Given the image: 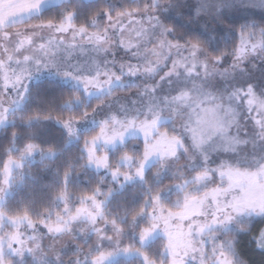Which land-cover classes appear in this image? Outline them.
<instances>
[{"label":"snow or ice","instance_id":"1","mask_svg":"<svg viewBox=\"0 0 264 264\" xmlns=\"http://www.w3.org/2000/svg\"><path fill=\"white\" fill-rule=\"evenodd\" d=\"M0 264H264V0H0Z\"/></svg>","mask_w":264,"mask_h":264}]
</instances>
